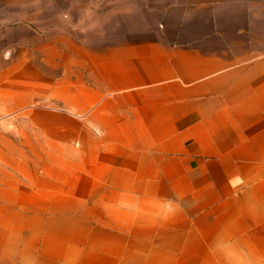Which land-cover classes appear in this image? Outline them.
Instances as JSON below:
<instances>
[{"label":"crops","instance_id":"0c3cea01","mask_svg":"<svg viewBox=\"0 0 264 264\" xmlns=\"http://www.w3.org/2000/svg\"><path fill=\"white\" fill-rule=\"evenodd\" d=\"M0 259L264 264V0H0Z\"/></svg>","mask_w":264,"mask_h":264},{"label":"rangeland","instance_id":"374dc122","mask_svg":"<svg viewBox=\"0 0 264 264\" xmlns=\"http://www.w3.org/2000/svg\"><path fill=\"white\" fill-rule=\"evenodd\" d=\"M14 262H10V261H3L2 259H0V264H13Z\"/></svg>","mask_w":264,"mask_h":264}]
</instances>
